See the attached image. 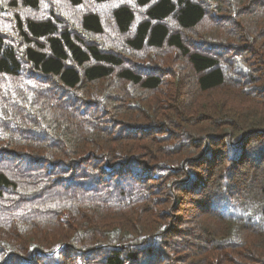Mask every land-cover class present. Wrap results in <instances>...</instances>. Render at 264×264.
<instances>
[{"label":"trees","instance_id":"obj_1","mask_svg":"<svg viewBox=\"0 0 264 264\" xmlns=\"http://www.w3.org/2000/svg\"><path fill=\"white\" fill-rule=\"evenodd\" d=\"M249 3L0 0V264H264V107L208 96L259 89L194 30Z\"/></svg>","mask_w":264,"mask_h":264},{"label":"rangeland","instance_id":"obj_2","mask_svg":"<svg viewBox=\"0 0 264 264\" xmlns=\"http://www.w3.org/2000/svg\"><path fill=\"white\" fill-rule=\"evenodd\" d=\"M89 5H90L89 3L85 2L83 6L79 9V12H71L69 10V13L74 19H76L77 16L80 15L82 11L87 10V6ZM249 7L250 9L239 12L238 16H236L234 20L228 19L224 27H214L212 23L209 22L211 27L207 24H200L199 27L194 30L200 36L201 34H206L207 38H209V40L211 41L223 40V42H228L229 40L234 50V53L232 54V56L236 54L240 55L242 59V63L246 65L248 68L245 73H242V76H246L247 78V81L245 82H247L248 87L251 90L255 88L259 89V93L257 95L255 94L254 97H251L250 106H248V104H245L244 102H239L235 99H232L231 93L234 94L235 92L232 86H228V87L223 86L218 89V92L209 93L208 96H210V99L217 100L218 98H220V100H225L229 98L231 103L235 104L237 107L241 109L244 107L248 109V111H250L251 105H253V109H256V111L258 110V112L261 114L262 113L261 110H263L262 108L264 107V78L261 80L259 78L262 75H264V73L262 72V69H264V59L260 62H256V61H253L252 58L257 52L261 54V57L264 54V13L261 15L259 14L257 18H254L255 19L254 20L255 22H254L252 18L256 17V11L254 7L251 6L250 3H249ZM232 15H234V13ZM210 17L214 19L217 16L211 15ZM254 23L257 24V27L259 29L262 28L263 30V35H261L258 43H256V40H255L256 36L254 35V29L252 27ZM186 32L187 34H190L191 37L192 35L195 34L193 30L189 31V33L188 31ZM235 35L236 37H234ZM242 48H249V50L247 51ZM147 53L149 55L154 56L157 60L164 59V60L171 61L170 67H173V64H181L180 62H182V59L180 58V54L175 50H169V49L163 50V51L157 50V51H152V52H147ZM140 62L145 65L146 60L142 59ZM256 64H261V65L256 66ZM254 70H257L256 74L258 75V77L256 78L252 77V72L254 73ZM253 79H255L257 83H254ZM169 212L171 214L167 218V224H169L168 226L170 227V223L175 218V215L172 214L174 212L172 208L169 210ZM158 246H159L158 244L150 242V243H146L145 245H142L140 249H144L146 247L156 248ZM145 253L146 251L144 250L143 254L140 257L143 258ZM156 257H158V255Z\"/></svg>","mask_w":264,"mask_h":264}]
</instances>
